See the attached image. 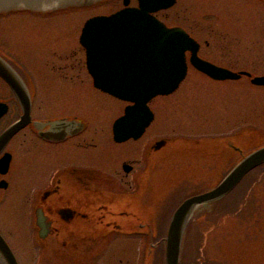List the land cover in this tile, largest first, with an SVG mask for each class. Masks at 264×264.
<instances>
[{"label": "rangeland", "instance_id": "rangeland-1", "mask_svg": "<svg viewBox=\"0 0 264 264\" xmlns=\"http://www.w3.org/2000/svg\"><path fill=\"white\" fill-rule=\"evenodd\" d=\"M64 2L80 5L47 14L0 8V56L25 85L29 83L33 119L85 117L98 134L100 169L123 173V160L134 165L125 175V192H139L142 197L136 204L143 209L140 212L148 221L150 235L113 234L98 245L92 256L95 259L80 264H145V248L151 243L156 248L150 264H163L164 237L173 209L183 198L215 185L239 161L241 154L226 143H240L242 155L264 143V86L252 84L245 75L236 80L212 79L189 64L175 91L150 101L155 116L143 136L116 144L109 132L112 134V121L126 103L95 89L84 69L77 73L58 65L65 63L70 52L84 60L78 42L82 23L90 16L119 9L122 0ZM156 15L167 25L182 26L197 39L202 58L235 71L247 70L251 76L264 75V0H176ZM62 74L67 77L62 79ZM0 98L9 103V111L0 119L1 131L19 116L21 108L1 79ZM28 130L29 126L16 134L10 144L14 152L11 168L19 186L26 184L30 161L36 167L47 163L52 170L92 158L88 150L50 145ZM239 130L241 142L230 137ZM165 137L171 141L152 155L149 160L154 162L149 165L144 157L146 143ZM222 137L227 139L216 142ZM30 138L38 147L31 151L36 156L27 152ZM153 166L154 183L145 196L140 189L148 190L147 175ZM140 171L147 179L145 183L139 179L135 190V175ZM125 202L136 206L131 197L125 196ZM24 208L23 198L0 199V228L9 237L19 264H77L69 258L74 257L71 253L53 246L44 250L33 240L32 228L25 225L27 217L20 213ZM68 240L71 245L77 241L75 235ZM180 258V264H264V164L248 172L225 197L196 209Z\"/></svg>", "mask_w": 264, "mask_h": 264}, {"label": "water", "instance_id": "water-1", "mask_svg": "<svg viewBox=\"0 0 264 264\" xmlns=\"http://www.w3.org/2000/svg\"><path fill=\"white\" fill-rule=\"evenodd\" d=\"M65 0H0L1 10L29 9L46 13L57 8L77 6L80 3ZM88 1V0H87ZM125 5L111 13L96 15L87 19L79 41L85 48L86 65L94 85L119 99L128 101L123 113L112 124L113 139L117 142L129 138L137 139L152 121L154 114L149 101L157 96L173 92L187 73L186 52L190 63L214 79H239L250 77L255 85H264V75L251 76L246 70L233 71L218 66L198 55L199 43L180 26H167L153 13L172 6L176 0H138L137 6ZM91 3V2H90ZM0 10V11H1ZM0 77L7 82L21 107L19 117L0 132V152L11 137L29 123L37 133L49 141H60L74 134L83 121L76 116L56 117L46 120H32L31 98L28 89L11 67L0 56ZM8 105L0 101V118L7 112ZM241 132L231 138L240 139ZM227 139L222 137L216 142ZM240 141V140H239ZM165 138L157 145H163ZM242 155V147L226 143ZM10 153L0 157V172L5 173L10 162ZM264 163V143L243 154L239 161L212 188L185 198L173 211L164 237V264H179L187 224L194 211L201 204L217 200L229 193L256 166ZM128 171L130 166L124 165ZM132 217V225L125 232H147L140 211L125 213ZM43 217L38 216L40 237L49 233ZM145 264L151 263V251H145ZM0 264H19L11 247L0 234Z\"/></svg>", "mask_w": 264, "mask_h": 264}, {"label": "flooded vegetation", "instance_id": "flooded-vegetation-1", "mask_svg": "<svg viewBox=\"0 0 264 264\" xmlns=\"http://www.w3.org/2000/svg\"><path fill=\"white\" fill-rule=\"evenodd\" d=\"M14 65L18 68L21 67L16 64ZM58 68H63L62 70H65V68L68 70L76 69L78 70L77 73L84 69L89 75L85 64V57L83 60L81 55L76 57L75 53L72 52L67 55L65 63L59 64ZM18 72L23 75L22 70ZM62 75V79L67 77V75ZM70 77L72 78L73 75H70ZM31 83H33L32 80ZM26 84L29 85L27 82ZM0 100L9 105L5 99L0 98ZM125 103L127 104V102ZM81 118L84 122L82 127L74 134L60 141L46 140L37 133L33 123H29L26 127L29 126V133H32L31 135L35 136L36 139L48 142L50 145L63 144L64 148L72 146L77 149L88 150L92 157L88 162L74 163L70 161V163L61 164L59 167L51 170V167L47 166L45 162L43 166L36 167L31 166L33 162L30 161L28 178L26 184L22 187L14 182L15 179L11 168L14 152L10 148V144L13 142L16 134L9 140L0 153V156H2L3 153L9 152L11 156L7 171L5 173L0 172V199L8 198L18 201V199L23 198L25 200V208L20 210V213H25L27 217L25 225L29 226L30 229L32 228L33 240L40 244L44 250L48 251L53 246L63 249L67 255L71 253L70 255H74L76 259L74 257L69 258L76 260L77 264L92 261L94 258L92 256L96 253V249L100 243H106V239H109L113 234L125 235V227L132 225L134 222L132 217L125 214L133 213L132 208H125V175L134 169V165L129 161L125 162L123 160V173L117 169L114 172L100 169L97 165L96 156L98 145L97 131L85 117ZM23 129L20 131H23ZM109 135H111L110 139L116 144L125 142L117 143L113 140L110 132ZM160 139H150L145 145L144 157L147 158L145 160L146 162L148 161L149 165L154 162V159L149 160L152 155L169 141V138H166L165 144L158 146L157 142ZM35 143V139L30 138L27 143L29 145L27 152L29 154L34 153L36 156L35 151L31 152L33 149L38 148ZM125 163L130 166V169L126 172L124 169ZM154 169L153 166L148 171L149 175H147L150 180L149 183L152 182V184L154 183L155 176ZM144 173L143 171L136 173L135 180L137 186L139 179L145 183L147 176L144 179L142 175ZM17 211L19 210L17 209ZM39 215L44 218L43 222L49 231L44 238L39 236ZM0 233L15 253L9 237L1 228ZM71 235H75L77 240L73 242V245L68 240V237Z\"/></svg>", "mask_w": 264, "mask_h": 264}, {"label": "trees", "instance_id": "trees-1", "mask_svg": "<svg viewBox=\"0 0 264 264\" xmlns=\"http://www.w3.org/2000/svg\"><path fill=\"white\" fill-rule=\"evenodd\" d=\"M191 223V222H190ZM190 223H189V225H190Z\"/></svg>", "mask_w": 264, "mask_h": 264}, {"label": "bare ground", "instance_id": "bare-ground-1", "mask_svg": "<svg viewBox=\"0 0 264 264\" xmlns=\"http://www.w3.org/2000/svg\"><path fill=\"white\" fill-rule=\"evenodd\" d=\"M32 1H34V0H32Z\"/></svg>", "mask_w": 264, "mask_h": 264}]
</instances>
